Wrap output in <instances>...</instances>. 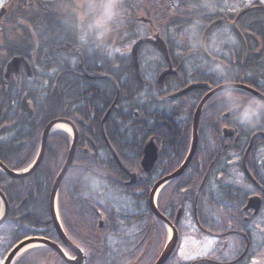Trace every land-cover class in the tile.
I'll list each match as a JSON object with an SVG mask.
<instances>
[{
  "label": "trees",
  "instance_id": "trees-1",
  "mask_svg": "<svg viewBox=\"0 0 264 264\" xmlns=\"http://www.w3.org/2000/svg\"><path fill=\"white\" fill-rule=\"evenodd\" d=\"M32 1L33 6L27 7V9L24 6L25 0H9L4 5L8 14L0 22V86L4 85L2 77L5 64L12 58L25 56L27 48L30 50L29 52L33 53L37 45L36 19L43 11L38 9L36 2H47L45 0ZM78 1L75 0V5L66 4L63 9L59 4H55L59 6L54 11L59 27H57V31H54V34L58 35L60 40L67 39L69 28L72 27L76 32L75 40L79 42L84 37L85 30L89 29L88 27L91 25L90 45L94 48L91 58H97L95 49L100 46L105 45L109 48L122 41V58H125L123 85L126 88L129 86L131 92L133 88L132 69H126L131 66V48L139 40L151 38L154 31L160 34L166 42L170 58H207L201 51V40L206 29L216 19L213 16L216 13L213 11V2L216 0H115L114 2L84 0L81 5ZM108 5H112L111 8L107 7ZM114 5L117 6V9L114 8ZM44 7L47 8L46 5ZM142 18L151 21L152 26L140 23L139 19ZM251 23L254 26L252 29L258 33L257 40H263L264 33H260V29H264V12L260 18H253ZM26 25H28L29 32L25 29ZM212 35L211 32L207 38L209 55L212 54ZM184 39L188 40L187 47L182 43ZM25 41H27L28 47H25ZM258 48L262 49L260 45ZM184 55L185 57H183ZM138 58L163 57L154 48L146 45L140 49ZM248 62L251 66H249L250 74L247 76L244 71ZM247 63L237 65L238 68L234 67V71L231 73L227 68L220 69L219 76L216 78V81L219 79V83L216 86L231 83L257 89L260 90L259 92L264 90V58H248ZM211 79L206 82L209 83ZM121 95L122 98L131 99V93L129 94L127 90H122ZM30 96L33 103L38 105L35 88ZM252 101L255 102L254 104L264 105L261 101L238 91H229L214 98L201 118L202 131L193 165L185 175L161 191L157 209L178 231L179 243L183 236L188 235L182 228L185 214L192 215L196 220L194 221L195 225L218 235H224L228 231L234 230L252 237L253 232L264 231V221L245 223L240 219V221L232 222L229 204L230 190L225 186L231 181L230 166L222 167L224 156L220 163V174L223 175V180L219 188L217 206L214 204L218 221L211 222L210 219H200L199 217L203 210L205 212L208 209L203 202L205 196L209 194V197H212L209 181L207 180L204 186H201L203 179L199 176V166L202 167L201 170L206 175L212 158L209 152H215V145L219 150H222L225 145L221 138L211 139L205 136V130L217 117L210 115L209 112L219 108L222 114L233 109L236 104ZM151 107L150 113H147L148 118L155 117V115L158 117L157 113L162 108L155 105H151ZM129 108L132 107L125 106L124 109L125 126L122 142L118 146L111 142L114 152L119 156L123 170L120 171L121 167L110 160L109 153L107 154L109 161L104 165L101 163L96 165L93 159L90 171H87L83 165H74L62 182L58 193V213L61 224L70 241L85 255L84 264H156L169 243L168 228L153 215L149 205L150 192L154 182L145 181L147 176L140 173L144 143L150 137L147 129H136V125L131 121L133 110ZM195 108L196 105L185 106L183 112L186 114L182 116L177 115V111L175 112L172 108L170 120L173 128L175 126L177 130L178 127L185 128L186 131H184V139L171 143V157L167 150L161 155L159 169L169 165H166V161L171 164L167 174L177 171L189 153L191 118ZM59 114L63 115L62 108L54 110L48 106L46 111H40L36 119L39 122L42 121L39 124L41 126L57 118ZM182 119L186 122L184 123ZM150 121L152 124V120ZM250 128L251 136L259 131L262 132L253 143V153L264 150V125L251 121ZM60 136L61 140L63 139L60 140L63 148L60 150L59 165L54 149L57 137L54 136L48 142L43 163L30 175L14 180L0 171V192L9 205L7 222L0 226L1 261L16 244L29 238H45L59 244L52 223L50 197L55 179L66 158L70 141L65 134ZM39 138L40 132H38L33 145L22 148L18 154L14 151L10 155L0 153L1 164L15 173L28 169L35 162ZM94 142L101 155L104 152L107 153L106 147H103L102 150L99 149L104 146L103 143L99 140H94ZM248 146V141H241L239 149L244 151ZM2 148L0 147V150ZM96 158L102 160L100 155ZM251 160L254 167L255 162H258L254 160H259V156L252 155ZM104 166H107V169H104ZM257 172L263 174L262 181L255 176ZM134 173H140L143 180L139 181L135 187H128L126 183L130 181V175ZM160 176L162 175L155 172L151 177H155L157 181ZM252 177L260 185H264V171L253 169ZM185 186L192 187L194 190L193 195L196 196L194 200L193 196L189 194V199L192 200L191 204L186 203L180 194L184 191ZM196 198L197 201H195ZM25 200L26 202L23 204ZM179 210L182 211V217L180 222L175 223ZM100 223L103 224L102 229ZM231 239V237H226L227 242L224 245L221 242L205 260L176 263V251L166 264H252L251 254L245 260L236 262L245 249V243L244 240L239 239L232 245ZM39 249L42 250L33 249L26 252L14 264H71L54 250ZM29 252L31 255L28 254ZM70 257L73 258V255L70 254Z\"/></svg>",
  "mask_w": 264,
  "mask_h": 264
},
{
  "label": "flooded vegetation",
  "instance_id": "flooded-vegetation-1",
  "mask_svg": "<svg viewBox=\"0 0 264 264\" xmlns=\"http://www.w3.org/2000/svg\"><path fill=\"white\" fill-rule=\"evenodd\" d=\"M7 1L9 0H6V2ZM114 1L115 0H110V2ZM45 2L47 3L36 2L38 4V9L43 11V13L40 12V16L36 19L35 30L38 40L33 53L29 52L30 50L27 48L25 56H19L24 59V62L19 65L16 71L13 69L8 71L10 62L16 58L10 59L3 68L2 81L4 85L0 86V147L3 148L0 150V153L10 155L11 152L14 151L18 154L22 148L32 146L38 132H40L38 151L35 159V161H37L42 152L43 136L47 128L54 122H56V125L66 124L71 128L72 135H68L62 131L54 133L50 131L44 157L34 169L35 171L43 163L48 142L50 138L54 136L57 137V140L54 142V149L57 154V163L59 165L60 150L63 148L61 145L63 139L61 140L60 135L65 134L70 139L69 146L63 166L55 179L54 185L67 165L73 147H75L74 156L66 175L74 165H83L87 171H90L93 159L96 165L99 163L104 165V163H108L107 161H109L110 158L111 161H114L121 167L120 171L123 170L119 156L114 152L111 142L118 146L123 140L125 106L132 107L129 108L133 110L131 121L136 125V129H147L150 137L144 143L140 162V173L147 176L145 181L150 180L154 182L151 192L157 184L173 176L181 168L186 166L192 150V141L195 138V119L199 114L196 150L190 163L180 176L182 177L193 165L197 154L200 132L202 131V115L207 111L206 108L209 103L223 93L220 92L218 95H212L206 105L200 110L203 101L216 90L226 86H243L233 85L231 83L216 86L219 83V79L216 81V78L219 76L220 69L227 68L231 73L234 71V67L238 68L237 65H245L248 58H264V39L257 40L258 33L252 29L254 26H252L251 23L253 18H260L264 12V1L241 0L239 2V0H216L213 2V11L216 12L213 15L216 17L213 23L225 19L229 24L235 26L239 34L234 28L227 24H219L214 27L211 31L213 33L211 55L208 53L207 40L205 41V52L202 50L201 40V51L207 58H170V56L168 59L138 58L137 55L136 62L134 58H130L131 66H128L126 69H132L133 88L131 92L129 86L126 88L123 85L125 58H122V41H119L116 45L113 44L112 47L110 46L109 48L105 45H103V47L100 46L95 49V57L97 58H91V52L94 49L90 45L91 25H89V29L85 30L83 33L84 37L79 42L75 40L76 32L72 27L69 28V31L67 30L69 32L67 39L64 38L60 40L58 35L54 34V31H57V27H59V24L56 22L57 18H55V9L59 8V6L63 9L66 4L75 5V0H45ZM83 2L84 0L78 1L80 5ZM55 4H59V6ZM237 4H239V6H237ZM45 5L47 8L44 7ZM118 5L120 6V3H118ZM24 6L26 7L25 9L33 6V1L25 0ZM114 8L117 9V6L114 5ZM2 9L6 10L4 6L0 11ZM7 14L8 12L6 10L4 18ZM4 18L0 19V22H2ZM142 19H139L140 23H142ZM25 29L28 31V25L25 26ZM260 33H264V29H260ZM157 34L158 33L154 31L151 38L144 39H153ZM187 41L186 39L182 40L185 47L188 46ZM164 43L167 47L165 41ZM25 44V47H28L27 41H25ZM257 44L260 45L262 49L258 48ZM133 47L130 51L131 56ZM183 57H185V55ZM249 66L251 65L248 62L244 71L247 76L250 74ZM209 79L212 81L210 80L209 83L206 82ZM33 88H35L36 91L35 97H37L38 105L33 103L30 96L33 92ZM191 88L194 89L187 92V90ZM249 89L264 96V90L259 92L260 90L257 89ZM122 90H127L129 94L131 93V99L128 97L122 98ZM230 91L242 92L260 101L248 92L232 89ZM151 105L160 106V109L162 108V110L157 113L159 115L158 117L155 115V117L148 118L149 116L147 113H150L152 109ZM187 105H196L193 117L191 118V145L189 153L177 171L167 174L170 171L171 164L166 161V165H169L159 169L161 155L167 150L171 157V143H176L179 139H184V131H186L185 128L178 127L179 131L176 126L173 128L172 121L170 120V118H172V108L175 112L177 111V115L182 116L186 114L183 112V109ZM48 106H51L54 110L62 108L63 115L59 114L57 118L40 126L39 124H41L42 121L40 120L39 122L36 118H38L40 111H46ZM257 106L261 107V113L259 116H254L252 115V110ZM233 107V109L222 114L219 108L212 109L209 112L210 115L217 117L212 120L208 129L205 130V136L211 139H215V137L216 139L221 138L225 145L222 150H219L215 145V152H209L212 158L211 164L207 168L206 175H204L201 170L202 167L199 166V176L203 179L201 186L203 187L208 180L211 184L209 189L212 194V197H209V194L205 196L203 202L208 209H206L205 212L203 210L199 217L200 219H210L212 220L211 222L218 221V216L214 210V204L217 206L219 188L223 180V175L220 174V163L221 158L224 156L222 167L227 168V166H230L229 175L231 181L230 184L227 183L225 186L230 190L229 204L232 213V222L240 221V219L245 223H252L257 220L263 222L264 185H260L256 179L252 177L253 169L261 172L264 171V150L254 153L252 151L256 137L261 135L262 132L259 131L251 136L252 130L250 128V122L253 121L255 123L257 122L259 125H264V105L250 104L247 102L236 104ZM180 111L181 113H179ZM150 120H152V124H150ZM183 120L184 119H182V121ZM183 122L185 123L186 121ZM94 140H99V142L103 143L104 146H101L99 149L102 150L103 147H106L107 153L104 152L103 155H101ZM150 141H152L157 148V160L151 171L147 173L142 163L145 157V146ZM241 141L249 142V146L244 151L239 149ZM108 153L110 154L109 158L107 156ZM99 155L102 160L96 158ZM252 155L259 156V160H254L258 161L255 162L256 165H254V167L252 166ZM104 169H107V166H104ZM155 172L163 177L160 176L156 181L155 177H151ZM140 173L131 174L130 181L127 182L126 185L128 187H135L139 181L143 180V178L140 177ZM255 176L262 181V173L257 172ZM150 177L151 179H148ZM175 180L165 183L160 188L159 192L161 193L163 189ZM59 190L56 197V210H58ZM193 192L194 190L192 187L187 188L185 186L184 191L180 194L186 203L188 202L191 204L192 200L189 199V194L193 196V200L196 197L193 195ZM160 193L157 195L156 201H158ZM255 199H258L257 201H259V203L255 201V203H252L254 204L252 207L250 201ZM195 201H197V198ZM25 202L26 200L23 204ZM179 212V220L177 222L175 220V223L181 220L182 211L179 210L178 213ZM184 216L185 220L182 224V228L185 229L188 235L183 236V238L193 237L200 240H211L213 245L209 254L221 242L224 245L227 242L226 237H231L232 239L230 242L232 245L237 242L236 240L239 241V239L244 240L245 243V249L236 262L245 260V258L251 254L252 264H264V231H255L252 233V237L249 234L239 233L234 230L228 231L224 235H218L204 230L199 225H195L194 221L196 220L193 219L192 215L185 214ZM188 218L191 224L188 223L185 227L184 223ZM177 234L179 237L178 231ZM180 245L181 244L178 242L175 252L177 251L178 253ZM206 258L199 260H205Z\"/></svg>",
  "mask_w": 264,
  "mask_h": 264
},
{
  "label": "water",
  "instance_id": "water-1",
  "mask_svg": "<svg viewBox=\"0 0 264 264\" xmlns=\"http://www.w3.org/2000/svg\"><path fill=\"white\" fill-rule=\"evenodd\" d=\"M5 16V10H2L0 12V19H2L3 17ZM142 23H145L147 25H152V23L150 21H147V20H144L142 19L141 20ZM219 24H227L229 26H231L232 28H235L234 25H231L227 22V20H222V21H219V22H215L213 24H211L208 29L206 30L204 36H203V39H202V50L205 52V41L209 35V33L214 29V27H216L217 25ZM237 31V30H236ZM238 33V31H237ZM239 34V33H238ZM143 45H150L152 47H154L162 56L163 58H166L168 59L169 58V55H168V50H167V47L164 43V41L160 38L159 34H157L153 39H142L140 41H138L133 49H132V58H134V61L136 60L137 58V55H138V51L139 49L143 46ZM24 62V59H22L21 57H16V59L12 60L8 66V71L10 69H13L14 71H16L19 67V65L21 63ZM136 62V61H135ZM13 72V71H12ZM224 88H227V89H239V90H243L245 92H248L250 93L251 95L255 96L256 98H258L260 101H262L264 103V99H260V97H264L262 95H260L259 93L247 88V87H243V86H226ZM192 89L194 88H191L189 90H187V92L191 91ZM187 92H184V93H187ZM221 92V89L219 90H216L215 92H213L211 95H209L204 101L203 103L201 104L200 106V110L203 106L206 105V103L208 102L209 98L214 95V93H220ZM182 95V94H181ZM198 116L199 114L197 115L196 119H195V126H194V131H195V138L193 140V146H192V150H191V154L188 158V161H187V164L186 166L190 163L191 159L193 158L194 156V153H195V150H196V145H197V128H198ZM56 125V122L52 123L46 130V132L44 133V136H43V145H42V152L40 154V158L37 160V163L35 164L34 168L32 170H30V172L28 174H25V175H18L16 173H13L9 170H7L1 163H0V170L3 171L8 177H10L11 179H14V180H18L19 178H23V177H26L28 175H30L34 169L39 165V163L41 162L42 158L44 157V153H45V149H46V144H47V139L49 138V132L52 130V128ZM74 148H72V151H71V154L69 156V159H68V162H67V165L66 167L64 168L63 172L60 174L59 178L57 179V182L56 184L54 185V188L52 190V195H51V208H52V217H53V225H54V228H55V231L58 235V238L61 242V244L70 252L74 255V257L76 258V261L75 262H70L65 253L61 250V248L47 240V239H43V238H32V239H27L25 240L26 242H29L30 245L32 244H37V245H40L41 248H47V249H51V250H54L55 252H57L60 256H62L65 260L69 261L71 264H82L85 260H86V257L84 256L83 252L75 247L69 240L68 238L66 237L65 233L63 232L62 230V227L59 223V220L57 218V215H56V212H55V209H56V197H57V192L59 190V187L66 175V173L68 172L71 164H72V160H73V156H74ZM144 160H143V163H142V166L144 168V170L149 173L151 171V169L153 168L156 160H157V148L155 146V144L150 141L146 144L145 146V151H144ZM186 166H184L183 168H181L177 173H175L173 176L163 180L162 182H160L159 184H157L154 189L152 190L151 192V195H150V209L153 213V215L159 219L163 224H165L170 232H171V236H170V242H169V245L167 247V249L164 251V253L162 254V256L160 257V259L158 260V262L156 264H166L168 262V260L170 259V257L172 256L176 246H177V243H178V234L176 232V230L173 228V225L167 220L165 219L156 209L155 205H154V199H155V196L158 192V190L167 182L169 181H172V180H175L176 178L180 177L182 175V173L184 172ZM153 193H155V195H153ZM0 199H1V202L4 204L5 206V213H4V218L2 219V221L0 222V226L4 225V221L7 219V216H8V213H9V207H8V204L4 198V196L0 193ZM258 199H255L253 201H250V205L252 203H255V201L257 203H259V201H257ZM254 204H252L251 206L253 207ZM179 217H180V212L178 213V216L176 218V222L179 220ZM102 224L100 225V228H102ZM47 242V244H44L43 242ZM19 245V244H18ZM17 246H15L13 248V250L7 255V257L5 258L4 262L5 264H7V261L8 259L12 256V253L14 252V249H16ZM57 249H59L60 251H58ZM21 253V252H20ZM20 253H17L15 255V257L13 258V261H12V264L14 263V261L16 260V258L18 257V255ZM63 253V254H62Z\"/></svg>",
  "mask_w": 264,
  "mask_h": 264
},
{
  "label": "rangeland",
  "instance_id": "rangeland-1",
  "mask_svg": "<svg viewBox=\"0 0 264 264\" xmlns=\"http://www.w3.org/2000/svg\"><path fill=\"white\" fill-rule=\"evenodd\" d=\"M240 1L241 0H239V2ZM4 3H6V0H4ZM237 6H239V4H237ZM1 8L2 7H0V9ZM188 223L191 224L189 218L184 223L185 227L187 226ZM180 244L181 245L176 256L177 257L176 263H190L195 260L206 258L213 245V242L211 240H200L198 238H193V237H184ZM21 256L22 255L18 256L16 260Z\"/></svg>",
  "mask_w": 264,
  "mask_h": 264
},
{
  "label": "bare ground",
  "instance_id": "bare-ground-1",
  "mask_svg": "<svg viewBox=\"0 0 264 264\" xmlns=\"http://www.w3.org/2000/svg\"><path fill=\"white\" fill-rule=\"evenodd\" d=\"M58 131H62L64 133H67L68 135H72V131H71V128L69 126H67L66 124H57L55 125L52 130H51V133H54V132H58ZM31 169H27L25 170L24 172H22L21 174L19 175H25V174H28L30 172ZM4 213H5V206L4 204L2 203L1 206H0V222L2 221L3 217H4ZM36 248H41L40 245H37V244H32L29 246L28 249L26 250H23L18 256L24 254L26 251L28 250H31V249H36Z\"/></svg>",
  "mask_w": 264,
  "mask_h": 264
},
{
  "label": "snow or ice",
  "instance_id": "snow-or-ice-1",
  "mask_svg": "<svg viewBox=\"0 0 264 264\" xmlns=\"http://www.w3.org/2000/svg\"><path fill=\"white\" fill-rule=\"evenodd\" d=\"M4 6V0H0V7ZM112 5H108L107 7L111 8ZM99 24V22H97ZM230 89L227 88H221V93H227L229 92ZM214 95H218V93H214ZM260 99H264V97H260ZM153 195H155V193H153ZM7 221L5 220L4 223H6ZM44 244H47V242H43ZM30 246L29 242L26 241H21L19 245H17L16 249H14V252L12 253V256L8 259L7 264H12L13 258L15 257V255L17 253L22 252L23 250L28 249ZM42 249H36V251H40ZM58 251H60L59 249H57ZM29 255H31V253H28ZM63 254V253H62ZM0 264H5L4 261H0Z\"/></svg>",
  "mask_w": 264,
  "mask_h": 264
},
{
  "label": "clouds",
  "instance_id": "clouds-1",
  "mask_svg": "<svg viewBox=\"0 0 264 264\" xmlns=\"http://www.w3.org/2000/svg\"><path fill=\"white\" fill-rule=\"evenodd\" d=\"M249 103L251 104V103H255V102L252 101V102H249ZM260 113H261V107H260V106H257L256 108H254V109L252 110V115H254V116H259ZM246 115H247V114H246Z\"/></svg>",
  "mask_w": 264,
  "mask_h": 264
}]
</instances>
